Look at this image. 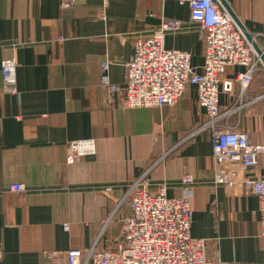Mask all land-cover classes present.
<instances>
[{
	"label": "crops",
	"instance_id": "obj_1",
	"mask_svg": "<svg viewBox=\"0 0 264 264\" xmlns=\"http://www.w3.org/2000/svg\"><path fill=\"white\" fill-rule=\"evenodd\" d=\"M227 2L264 44V0ZM164 19L182 22L166 46L189 51L201 71L205 45L188 3L78 0L63 8L61 0H0V264H68L69 250L115 248L131 182L145 175L153 192L166 182L174 197L188 174L191 235L206 240L213 264H264L258 196L214 184L213 137L200 129L206 115L197 87L188 85L173 106L128 108L101 82L108 60L110 80L122 90L135 36ZM8 58L17 63L13 86L1 74ZM245 70L223 75L234 92L220 93V110H231L229 126L264 144V70L241 96L237 76ZM82 139L94 140L95 154L68 160L69 143ZM253 174L264 178V157ZM11 182L26 191H10Z\"/></svg>",
	"mask_w": 264,
	"mask_h": 264
},
{
	"label": "built area",
	"instance_id": "obj_2",
	"mask_svg": "<svg viewBox=\"0 0 264 264\" xmlns=\"http://www.w3.org/2000/svg\"><path fill=\"white\" fill-rule=\"evenodd\" d=\"M77 1L61 0V6L71 8ZM178 1L189 4L191 20L204 42L202 70L196 71L189 51L166 46V35L179 30L182 22L164 19L148 35L135 36L123 89L112 84L108 60L101 64V82L111 91H119L121 105L128 108L173 106L188 85L197 87L198 101L206 115L200 129H210L213 137L214 184L240 187L258 196L259 236L264 248V178L253 174L264 157V144L255 143L249 133L229 126L225 120L231 110L221 111L219 105L222 91L234 92L233 81L223 80L229 67L246 68L237 76L241 96L251 85L254 72L259 68L264 70V44L237 22L222 0ZM246 32L251 34L252 40ZM16 70L15 59L2 62L1 74L6 85L15 84ZM69 151L68 160L95 154L94 140H73ZM236 165L242 169H236ZM182 183L183 194L169 197L166 182L153 192L145 175L133 180L129 186V213L122 219L123 234L116 247L98 248L93 244L86 250H69L68 264H213L206 254V240L191 235L194 177L185 175ZM8 188L23 192L27 186L23 182H11ZM111 189V185L105 187V190ZM68 225L64 224L66 229Z\"/></svg>",
	"mask_w": 264,
	"mask_h": 264
},
{
	"label": "water",
	"instance_id": "obj_3",
	"mask_svg": "<svg viewBox=\"0 0 264 264\" xmlns=\"http://www.w3.org/2000/svg\"><path fill=\"white\" fill-rule=\"evenodd\" d=\"M222 2H223L224 5L228 8V10L231 12V14L233 15V17L237 20V22H238L242 27H244V24H243L242 21L238 18L237 14L234 12V10L232 9V7L229 5V3L227 2V0H222ZM246 35H247V37H248L250 40H252V36H251L250 33L246 32ZM254 45H255L256 49H257L259 52H261L260 49H259L258 44H257V43H254ZM263 59H264V55H263Z\"/></svg>",
	"mask_w": 264,
	"mask_h": 264
}]
</instances>
